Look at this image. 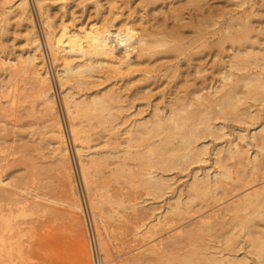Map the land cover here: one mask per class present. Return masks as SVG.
<instances>
[{"label": "bare ground", "instance_id": "bare-ground-1", "mask_svg": "<svg viewBox=\"0 0 264 264\" xmlns=\"http://www.w3.org/2000/svg\"><path fill=\"white\" fill-rule=\"evenodd\" d=\"M33 1L44 30L43 38L56 70L64 110L70 123L69 133L79 165V175L88 194V208L96 232L104 204L117 207L128 205V208L136 212L138 209L137 207L135 209V206L138 202L134 203L135 200H132L134 198L130 196H128L130 200H124L120 194L107 199L109 196L106 192L105 200V197L102 198L97 192L104 190L103 184L106 181L100 186L94 177L108 170L110 178L108 182L119 186L125 184L132 189L131 192L142 190L147 196L161 198L172 186L165 173L183 172L191 165L207 162L209 152L205 140L222 138L225 135L224 122L247 123L249 120L257 119V114L250 108L252 102L258 106H263L264 103V52L262 49L256 50L257 47H254L252 41L246 48L243 47L242 44H247L251 39L249 35L251 25L246 22L236 23L237 29L233 28V23H231L233 27L227 23L225 28L221 26L216 28L217 23H211L212 17L206 15L208 11L200 10L198 14L195 13V17L191 14L186 24L160 23L154 27L150 24L148 26V22H145L147 25L141 24L137 27L135 23L139 24L137 21L143 18V15L135 23L134 19L130 21L128 16L125 21L119 19L118 24L114 23L117 14H112L114 11L111 13L110 8L114 5L112 1L115 0H52V3L49 2L51 0ZM103 1L109 3L108 10H105ZM199 1L187 0L192 6H196ZM50 4H55L61 11L55 19L49 13ZM86 5L88 7L90 5L94 17L87 14V17L81 18L82 13L87 10ZM200 8L202 9V6ZM197 9L198 6L194 12ZM171 11L173 12L171 20L181 22L183 19L179 16L181 13L177 12L180 9ZM77 12L81 13L79 18L75 16ZM233 20L234 18L231 21ZM11 21L24 28L25 49L16 57L15 62L0 60V64L9 70L15 79L11 89L0 91V99L6 97L10 110L18 105L29 116L33 115L35 105L40 107L44 122L38 133L48 136L44 139L52 148L55 159L53 170L66 192L65 204L72 211L82 213V205L72 176L65 133L56 113L51 80L42 53V42L28 0L0 2L1 36L6 35L7 26ZM246 21L248 22V19ZM211 26H215L212 31ZM211 35L217 37L215 46L221 47L228 42V47H231L228 70L223 72L225 68L221 67L217 71L220 80L218 79L219 84L215 87L208 85V82L204 85L203 81L202 84L196 85L193 80V83L187 85L190 82L191 65L186 64L185 71L181 72L184 67L181 68L179 57H188L186 61L189 62L193 57L189 58L188 55L185 57V52L192 44L209 46L211 43L208 40ZM233 44L242 45L243 51L235 52L236 45ZM117 47L122 51H116ZM249 67H258L259 72H250ZM203 70L200 63L193 66L194 74H200ZM237 71L243 73L238 75ZM24 80L31 81L28 93H23L22 87L18 85ZM104 84L106 85L103 86ZM153 84L155 88L156 84L158 85L157 89L164 85L159 94L167 88L168 98L164 99L162 93L158 101L152 102ZM136 100H145V104L150 107L147 116L139 117L142 112H146L141 106L134 111L131 109L134 104H138L134 103ZM216 121L221 122L216 124ZM237 139L247 140V145L254 148L252 155L247 153L239 155L234 140L226 141L224 146H215L213 148L215 171L211 173L204 171L202 174L194 171L183 189L169 198L163 212L147 223L145 231L133 233L135 237L140 236L141 240L149 239L156 230L168 225V216L187 213L195 201H204L208 198L214 201L225 199L219 214L206 216L195 228L198 232H210L212 226L209 220L214 217L216 222H212L227 227L221 239L225 247L207 252V247L198 250L194 246L193 251L169 257L166 262V258L160 252L167 249L163 250L160 242L156 244L154 240H150L146 242V247L133 257L130 264H146L147 259H150L145 256L147 253L155 255L158 261L164 257L166 264H246L249 260L247 255L252 256L253 262L264 264V117L262 123L251 132L250 130L246 134L239 132ZM236 158L239 167L236 168L237 176L233 179L225 162ZM245 165H251L248 173L244 172ZM258 170L262 171L260 176L257 174ZM221 187L223 189L218 193L217 190ZM240 189L243 190L240 197L238 195L234 200L226 199ZM19 191L12 186L11 181H5L0 176V203L16 207L22 215L27 201L19 196ZM130 201L132 204L129 205ZM44 208L47 207L42 209ZM254 219L260 220L263 224L261 230L252 231L256 226ZM137 229L139 228L135 230ZM149 233L152 235L148 236ZM192 235L194 234L189 237ZM94 245L102 251V264H111L112 259L99 233ZM239 251H243L242 254H239Z\"/></svg>", "mask_w": 264, "mask_h": 264}, {"label": "rangeland", "instance_id": "rangeland-1", "mask_svg": "<svg viewBox=\"0 0 264 264\" xmlns=\"http://www.w3.org/2000/svg\"><path fill=\"white\" fill-rule=\"evenodd\" d=\"M144 1L148 3L147 0L112 1L114 4L112 7L114 9L111 7L112 9L110 8V11L111 13L114 11L112 14H117L115 19L116 22L114 21V23L118 24V22L123 19L125 21L127 19L126 16H128V19L130 17V21L134 19L133 21L135 23L137 19L143 15V18H139L141 21L139 19L137 21L140 23H135V26L138 27L139 25L140 27L141 24L142 26L144 24H148V26L153 25L155 27L156 25H160V23L170 25L171 23H178L179 25H182L186 24V22L188 23L190 19L189 17L193 14L195 17L200 10L203 12L208 11L206 12V15L208 14L213 18L214 21H212V18L209 17L211 23H217L216 28L219 26L225 28L226 25H228L227 23L230 25L233 23L234 27L232 25L231 26L236 29L238 28L236 23L244 24V22H246L251 25L249 26L251 28V33H249L251 39H249L247 44L243 43L242 45L246 48L252 41V44L254 43V47H257L256 50L262 49L261 51L264 52V0H200L196 5L198 6L196 12H194L196 6H192V3H188L187 0H178L179 2H177V0H155L156 2L148 4ZM0 2H2V0H0ZM49 2L52 3V0ZM103 2L105 3L106 1ZM104 3L103 6H105V10H108L109 3H105V5ZM34 4L33 0H28L33 21L37 29L39 39H41L40 41L42 42V53L44 55L46 67L51 80L52 92L56 103V113L59 116L65 133L72 167V176L75 180L76 190L82 205V213L74 210L72 211V209L68 208L65 204L67 195L62 183L58 180L56 172L53 170L55 159L52 155V148L45 140L48 136L45 137V135L38 133L41 131L40 129H42L44 122L43 114L39 111L40 107L35 105L34 110L36 112L34 111L33 115L29 116L26 115L25 110L23 111L18 105L10 110L11 108L8 105L7 98L2 97L0 99V110H2V113H0V176L5 181H11L12 186H14L17 190H20L19 196H22L21 198L25 199L27 204L25 205L26 208H24L26 212H22L21 215L20 211L16 207L6 206L4 202L0 203V264H93L91 243H94L98 233L100 234L108 255H110V258L112 259L111 264H130L133 261V257L138 255L139 252L146 247V242L150 240H154L156 244L160 242L159 245L164 247H162L163 250L167 249V252H160L166 259L162 257L161 259L159 258L160 260L158 261L155 255L145 253L146 258L150 257L149 260L147 259L146 264H166L165 261H168L169 257H177V255L187 253V251H193L192 249H194V246L197 247L196 249L198 250L207 247V252H213L215 249H223L225 246L223 245L221 239L226 231V226L212 222H216V219L211 217L209 222L211 223L212 230H210V232H198L195 228L199 226L200 220L206 216L214 213H216V215L219 214L218 212H220L221 208L223 209V201H226L225 199L214 201L213 199L208 198L204 201H195L191 210L187 213H183L180 216H168V225L156 230L154 235L151 233L147 234L148 236L152 235L149 239L141 240L139 238L140 236L137 237V235L135 237L133 233L145 231L147 223H149L154 216L163 212L167 202H169V198H171L172 195H177L179 190L183 189V186L189 181L190 176L194 171L197 170L198 174H202L204 171L209 173L215 171V167L213 165V148L215 146H224L226 141L234 140L233 143L235 144L239 155H245L246 153L248 155H252L254 148L247 145L246 139H237V136L239 132L242 134H246L249 130L251 132L253 128H256L260 123H262L264 117V103L263 106H258L257 103H251L252 107L250 109L253 113L257 114V119L254 118L253 120H249L247 123L233 121L224 122L223 132L225 135L222 138L216 140L208 138L205 140L208 144L209 152L207 162L191 165L183 172L172 171L165 173V176L167 178L169 177L172 186L171 190L167 191V193L161 198L155 199L147 196L142 190H134L135 192H131L132 189L125 184L119 186V184H115L111 181L108 182V180H110L108 170H104L102 175L94 177L95 181H97V184L100 186L104 183V181H106V184H103L104 190L97 192L98 195L101 194L99 196H102V198L105 197L104 195L106 192L107 196H109H106L107 199H110L111 197L115 198L114 196H119L120 194L121 198H124V200H130V198H128V196H130L134 198L132 199L133 201H136H134V203L141 202L139 206L138 203L136 204L135 209L136 207L138 209L136 212L132 211L131 208H128V205L122 207H117L115 205V207L112 204H104L99 215L101 220H98L97 223V233L93 228L92 214L88 208V194L84 189L79 175V165L71 135L69 133L70 123L64 110L61 89L58 85L55 74L56 70L54 68L53 61L50 58L48 47L45 44V39L43 38L44 30L40 24L39 14ZM237 4H241V6H238ZM50 5L51 8H49V13L51 17L55 19L61 14V11H59L58 6L55 4ZM200 6H202L203 10ZM87 7L88 6L86 5L85 9L87 10H84L85 13H82L81 18L87 17V14L94 17L93 11L90 9V5L88 8ZM177 9H180V11H177ZM182 9L184 10L182 11ZM89 10L92 12L89 13ZM171 10H176L179 14L181 13L179 16L184 20L182 19L183 21L181 20V22L171 20V15L173 14ZM127 12L129 13L127 14ZM80 14V12L76 14V18H79ZM92 17L90 16L89 20H91ZM232 18H234L233 21H231ZM247 19L248 22L246 21ZM145 22L148 23L146 24ZM213 29H215V26L210 27L211 31ZM24 34L25 32L23 27H18L14 21L13 23L12 21L10 22L7 26L6 35H0V60L6 59L9 60V62L16 61V57L19 56L25 49L23 41ZM216 38V36H209L208 41L212 45L209 44L207 47H201L200 45H197V43L192 44L191 46L194 48L190 47L184 55L185 57L188 55L189 58L193 57L189 62L186 61V58L188 57H179L181 64L179 65L181 68L184 67V69L180 68L181 72L185 71L186 64H188V66L191 65L189 66L191 71L190 82L187 85L193 83V81L196 85L203 81L202 83L205 82L204 85H207L206 82H208V85H213V87H215L219 84L220 80L217 71L221 67H223V69L225 68V71L223 72L228 70L227 64L229 63V58L232 54V51L230 50L231 47H228V42H225V44L221 47L215 46L214 42L217 40ZM233 45L235 46L236 44ZM233 45L230 46L233 48ZM237 45L234 47V51H243L244 48L242 45ZM115 50L122 51L119 47ZM200 57L201 60H199ZM199 63L204 70L202 71L203 73H200L202 75L195 73L197 75L196 76L193 71V66L199 65ZM251 68L249 67L250 72H259L258 67ZM236 73L239 75L243 72L237 71ZM191 77L193 78L191 79ZM204 77L205 79L203 80L202 78ZM29 81L30 80H24L18 83V85L22 87L21 91L23 93H28V91H30L31 81L28 83ZM14 83V75L10 74V71L0 64V91L11 89ZM105 85L106 84L103 86ZM158 85L156 84V88L155 84L151 87V89L153 88V97H151V99L153 98V100H151L152 102L158 101L159 96L162 93L165 97L164 99L168 98L169 90L166 88L161 94H159L164 85L158 87L159 89H157ZM156 96L158 98H156ZM134 103L138 104L133 105V108H131L133 111L135 108L138 109L140 106L143 111L146 110V112H142L139 117H145L148 115V111L151 109L145 104V100H136ZM142 105L145 106L143 107ZM132 110H129V112ZM218 122L220 123L221 121H216V124H218ZM237 159L238 158L225 162L231 171V177L233 179L236 178V168L239 167L237 165ZM250 170L251 165H245L244 172L248 173ZM261 173L262 171H257L258 176H260ZM226 182L229 183L228 181ZM222 189L223 187L219 188L217 192L220 193ZM242 191L243 190L240 189L226 199L232 198V200H234L238 197V195L239 197L240 194L242 195ZM127 201H125V204H127ZM170 202H172V200ZM128 204H132V201ZM43 207L47 208L42 209ZM254 224L257 227L255 226L252 228V231L261 230L260 227L263 224L260 220L254 219ZM137 227L139 228L137 229L138 231L135 230ZM194 230L198 233L196 232L195 234ZM191 234L194 235L190 238L189 236ZM159 245H157V247H159ZM99 249L100 248L98 247L97 252L102 263L103 255L102 251ZM242 252L243 251H239L238 253L242 254ZM247 256L249 260H247L246 264H257L253 262L252 256Z\"/></svg>", "mask_w": 264, "mask_h": 264}, {"label": "built area", "instance_id": "built-area-1", "mask_svg": "<svg viewBox=\"0 0 264 264\" xmlns=\"http://www.w3.org/2000/svg\"><path fill=\"white\" fill-rule=\"evenodd\" d=\"M91 254H92L93 264H102L100 256L93 242L91 243Z\"/></svg>", "mask_w": 264, "mask_h": 264}]
</instances>
